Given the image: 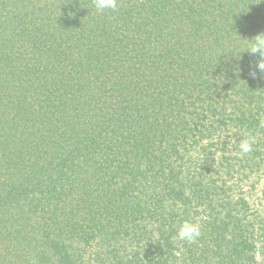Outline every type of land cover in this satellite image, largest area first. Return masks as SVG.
I'll return each mask as SVG.
<instances>
[{
  "label": "trees",
  "instance_id": "16d2710c",
  "mask_svg": "<svg viewBox=\"0 0 264 264\" xmlns=\"http://www.w3.org/2000/svg\"><path fill=\"white\" fill-rule=\"evenodd\" d=\"M260 33L264 0H0V264H264Z\"/></svg>",
  "mask_w": 264,
  "mask_h": 264
},
{
  "label": "clouds",
  "instance_id": "9594fccd",
  "mask_svg": "<svg viewBox=\"0 0 264 264\" xmlns=\"http://www.w3.org/2000/svg\"><path fill=\"white\" fill-rule=\"evenodd\" d=\"M95 8L103 12L104 10H116L118 0H94ZM250 47L247 50L255 55L259 54L260 59L256 62L255 68L261 73H264V33L256 35L253 39L248 40ZM251 75L255 76L256 72L253 71ZM261 126H264V121H261ZM254 139L252 137H245L239 143L241 154L250 153L253 150ZM202 234L201 225L193 222L192 220H184L177 231V238L187 243H196ZM35 264V262H33Z\"/></svg>",
  "mask_w": 264,
  "mask_h": 264
}]
</instances>
